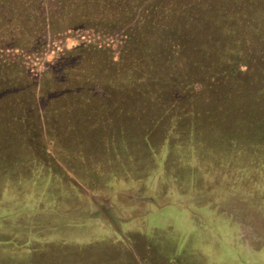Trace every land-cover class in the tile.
<instances>
[{
  "label": "rangeland",
  "instance_id": "obj_1",
  "mask_svg": "<svg viewBox=\"0 0 264 264\" xmlns=\"http://www.w3.org/2000/svg\"><path fill=\"white\" fill-rule=\"evenodd\" d=\"M262 92L264 0H0V264H264Z\"/></svg>",
  "mask_w": 264,
  "mask_h": 264
},
{
  "label": "crops",
  "instance_id": "obj_2",
  "mask_svg": "<svg viewBox=\"0 0 264 264\" xmlns=\"http://www.w3.org/2000/svg\"><path fill=\"white\" fill-rule=\"evenodd\" d=\"M26 167H28V168H31V169H29V170H27L28 171V173H26V175L24 176V181L23 180H21L22 181V183H24L25 182V185H23V189H24V191H26V194H24V196L23 195H21L22 193H18V191H21L22 192V190H18V189H16V188H14V187H12V190L13 191H15V192H13L12 194H10V195H12L11 197L10 196H6V193L8 192V188L6 187V185H5V181L7 180L6 178H5V181H4V205H6V202H8V201H12L15 205L16 204H20L21 202H23V201H27V202H29V203H32V204H34V205H36V204H40V201H41V198L43 197H45L44 196V194L46 195V193H45V189L47 188L46 186H45V184H44V187L43 188H41L40 189V191H38V188H36L35 186H34V184H33V182H34V180H36V179H38L40 182L41 181H43V180H45V176H44V174H43V172L45 171V172H47V171H51V172H53L49 167H47V166H41V164H37V166H35V165H30L29 166V164L28 165H26ZM46 167V168H45ZM36 173V174H35ZM68 173V172H67ZM35 174V175H34ZM42 174H43V176H42ZM53 174H56L57 175V178H56V180L57 181H61L62 183H64L65 184V188L67 187V186H69V188L71 187V183H72V181L71 180H69V178H67V175H65V174H63L64 175V178L65 179H63L61 176V174H59L57 171H54V173ZM20 179H22V178H16V179H14V180H12L14 183H17ZM63 180V181H62ZM26 182H28L27 184H26ZM29 183H30V185H29ZM41 184V183H40ZM73 184V183H72ZM15 186H17V187H20V186H18L17 184H14ZM27 185V186H26ZM29 186V187H28ZM39 187V186H38ZM33 191V192H32ZM35 195V196H31L32 195V193ZM44 193V194H43ZM7 195H8V193H7ZM6 197V198H5ZM70 198H72V195H71V197ZM4 207H6V206H4ZM11 207V206H10ZM13 207V206H12Z\"/></svg>",
  "mask_w": 264,
  "mask_h": 264
},
{
  "label": "trees",
  "instance_id": "obj_3",
  "mask_svg": "<svg viewBox=\"0 0 264 264\" xmlns=\"http://www.w3.org/2000/svg\"><path fill=\"white\" fill-rule=\"evenodd\" d=\"M259 39H260V37H259ZM261 39H263V37H261ZM251 103H254V104H256V105H259V106H261L262 107V109H263V106H264V92H262V95H259V96H257V99H256V101L255 102H252V101H250ZM262 114H264V112L262 111ZM262 117H263V115H262ZM263 119H264V117H263ZM2 210H4V212H2ZM20 210V208H18V207H14V208H12V209H9V208H7V207H4V208H0V217H8V216H11L12 214H14V213H16L17 211H19ZM107 220H108V222L112 225V227L115 229V225H116V222H115V220H114V217L112 216L111 217V214L110 215H108V218H107ZM114 229H112V230H114ZM84 230H88L89 231V234L90 233H94V232H96L97 233V231L98 230H96L95 228H93V227H87V228H84ZM4 231H5V229H4ZM25 236V237H24ZM28 235H23V236H21L22 237V239H24L25 240V242L27 243V244H29V245H31L32 243L29 241V240H32V238H29L30 236H28ZM104 238V237H106V236H104V234H102V233H97V236H94V237H91V238ZM90 238V239H91ZM19 241H21V238L20 239H18ZM92 240V239H91ZM94 240V239H93Z\"/></svg>",
  "mask_w": 264,
  "mask_h": 264
}]
</instances>
